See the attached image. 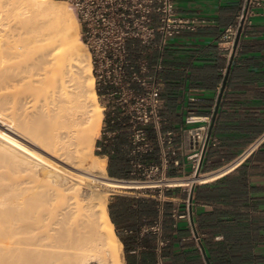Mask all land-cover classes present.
Instances as JSON below:
<instances>
[{
    "label": "crops",
    "instance_id": "1",
    "mask_svg": "<svg viewBox=\"0 0 264 264\" xmlns=\"http://www.w3.org/2000/svg\"><path fill=\"white\" fill-rule=\"evenodd\" d=\"M240 2L177 0V13L195 19L198 27L170 38L161 53L164 131L177 132L190 111L214 110L210 129L214 144L206 149L202 166L206 172L234 161L264 130V3L231 52L219 46ZM190 96L200 100L190 102ZM99 140L100 136L95 145ZM174 141L181 143L178 134ZM109 152L104 149L100 156H108L106 173L113 191L109 190L107 211L122 244L123 263L154 264V240L141 230L157 218L156 201L148 191L131 189L140 184L127 182L126 160L119 151ZM189 171L186 165L183 172ZM183 172L171 169L170 175L180 177ZM213 177L201 178L205 182L194 187L191 203L188 199L190 221L179 219L176 227L171 210H183L185 205L178 202L179 189L166 191L172 201L165 205L162 218L168 240L162 251L164 264H264V142L237 167ZM192 234L200 236L198 243Z\"/></svg>",
    "mask_w": 264,
    "mask_h": 264
},
{
    "label": "bare ground",
    "instance_id": "2",
    "mask_svg": "<svg viewBox=\"0 0 264 264\" xmlns=\"http://www.w3.org/2000/svg\"><path fill=\"white\" fill-rule=\"evenodd\" d=\"M18 87L27 88L14 98L20 107L16 111L21 112L19 123L0 117V135L21 146L14 147V142L0 137V160L16 164L23 160L26 163H21L28 165L30 160L43 165L54 173L56 181H62V186L48 180L45 182L49 184L39 185L40 180L38 187H28L24 175L21 179L25 178L23 184L28 186L0 190V218L10 215L20 221L33 219V224L27 220L29 225L16 227L19 238L25 235L27 241L21 239L14 251L1 252L0 264H124L122 244L107 211L106 163L92 154L102 111L90 57L77 35L76 17L65 1L0 0V94L6 92L3 96L8 98L7 90ZM27 144L52 159L45 158V164L27 152L29 157L22 158L21 147L33 151ZM198 181L205 182L201 178ZM22 199H29L27 205L34 199V206H27ZM22 203L31 208L29 213L24 212ZM52 212L56 214L53 222ZM48 220L47 233H41ZM1 224L3 232L10 230Z\"/></svg>",
    "mask_w": 264,
    "mask_h": 264
},
{
    "label": "built area",
    "instance_id": "3",
    "mask_svg": "<svg viewBox=\"0 0 264 264\" xmlns=\"http://www.w3.org/2000/svg\"><path fill=\"white\" fill-rule=\"evenodd\" d=\"M63 1L79 24L80 40L89 53L94 88L102 108L96 153L100 155L107 148L110 154L119 151L130 169L131 179L127 182L140 184L131 189L148 191L155 199L157 218L142 227L141 234L154 240V264H164L162 251L168 240L163 236L162 218L165 205L172 201L165 196L166 191L179 189L178 202L185 205L183 210H171L172 226L176 227L179 219L190 221L188 198L191 189L201 184L198 179L209 175L216 179L237 167L264 142V130L234 161L212 171L202 170L205 148L214 144L208 137L214 110L205 114L190 111L177 132L164 131L159 79L161 53L168 40L183 30H195L198 22L177 13V0ZM263 3L264 0H241L233 23L220 37L221 48L233 50L237 33L243 34L252 24ZM188 100L200 99L190 96ZM176 134L181 138L179 145L174 141ZM120 137L125 141L119 143ZM180 151L182 156L177 155ZM186 165L190 167L188 173L183 172ZM171 169L182 171V176H171ZM176 181H185V185L172 183ZM191 239L198 243L200 236L192 234Z\"/></svg>",
    "mask_w": 264,
    "mask_h": 264
},
{
    "label": "rangeland",
    "instance_id": "4",
    "mask_svg": "<svg viewBox=\"0 0 264 264\" xmlns=\"http://www.w3.org/2000/svg\"><path fill=\"white\" fill-rule=\"evenodd\" d=\"M59 1H63V0H59ZM70 8V7H69ZM70 10H71V8H70ZM72 11V10H71ZM73 12V11H72ZM74 13V12H73ZM75 15V14H74ZM76 17V16H75ZM77 20V19H76ZM77 35L79 36V38H80V35H79V24H78V22H77ZM84 44V43H83ZM86 48V47H85ZM27 88L25 87H18V88H14V89H12V88H10L9 90H7L8 92V98L5 96H3V95H5V93H3L2 91V93L0 94L1 96H3V98L5 99V100H3V98H2V101H1V103H0V105L2 106H0V114H1V111L3 112V113H5L6 115L5 116H3V115H0V117H4V119H9V118H15V116H16V118L14 119V121L12 120L11 121V119H9L10 120V123H14L15 124V122L16 123H19V122H17V116H19L20 114L19 113H21V112H18L17 113V109L19 108V110H20V107L18 106V104L16 103L15 104V97L16 96H20L25 90H26ZM12 90L13 91H15V92H12ZM13 93V94H12ZM15 93V94H14ZM17 93V94H16ZM7 95V94H6ZM14 96V97H13ZM12 99H13V101H12ZM6 100H8L7 102H6ZM7 103H5V102ZM10 101V102H9ZM12 101V102H11ZM99 102V101H98ZM3 103V104H2ZM5 103V104H4ZM14 104V105H13ZM15 105H17V106H15ZM14 107H15V109H14ZM101 107V106H100ZM7 110V111H6ZM17 110V111H16ZM9 111V112H8ZM101 111H102V108H101ZM7 112V113H6ZM2 113V114H3ZM15 114V115H14ZM7 116V117H6ZM19 118V117H18ZM9 120H6L5 122H7V121H9ZM9 123V122H8ZM101 124H102V118H101V122H100V127H99V132H98V135H97V138L100 136V131H101ZM0 137H2V138H4V139H6V140H9V138H5L4 137V135H0ZM97 138L95 139V142H96V140H97ZM3 139V140H4ZM11 143H13V145H14V147H15V145H17V146H21L19 143H17V142H15V141H11V139L9 140ZM19 144V145H18ZM33 151H31V150H28V149H26V147L24 148V146L23 147H21L22 148V150L24 151V153L22 154L21 152H19L20 154H21V156H22V158L23 157H29L27 154H29V155H31V157L33 156V157H36L37 159H39V160H41L43 163H45V164H48L47 163V160L45 159V158H47V159H52L48 154L46 155V153L45 152H43L42 150H38V148H36V147H33V146H31V145H29V144H27ZM94 147H93V150H92V154H95L96 156H99V157H101V158H103L102 156H100L99 154H97L96 153V150H95V147H96V145H95V143H94V145H93ZM35 151H37V152H35ZM1 152H2V147H0V154H1ZM27 152V154H25ZM33 152V153H32ZM38 153V154H37ZM37 154V155H36ZM89 154H90V152H89ZM25 155V156H24ZM40 157H39V156ZM42 156H43V158H42ZM26 157H25V159H26ZM28 159L29 158H27V160L26 161H28ZM104 159V158H103ZM46 160V161H45ZM105 160V163H106V167H107V161H106V159H104ZM7 162V163H6ZM20 162V161H19ZM19 162H17V164H16V162H12L11 160H4V159H2V160H0V179H2L1 180V182H3V184L2 183H0V188H2V189H0V190H3L4 189V191L5 190H7V188H9V190H16L17 188H21V187H26V186H28V185H30V186H28V187H38V182H39V185H41V184H43L44 182H45V180H48V182L50 181V183H54L55 185L56 184H58L59 186H60V184H61V182L62 181H56L57 179L56 178H53V175H54V173H51L50 174V170H46V169H43L44 168V166L42 167V166H40L38 163L36 164L35 162H32V161H28V162H31V163H29V165L28 164H22V163H24L23 162V160L19 163ZM14 165H13V164ZM26 163V162H25ZM35 163V164H34ZM16 164V165H15ZM30 164H31V167H30ZM23 165H24V167H27V169L26 168H24L23 169ZM27 165V166H26ZM32 165H34V166H32ZM36 165H37V167H36ZM22 166V167H21ZM29 166V167H28ZM17 167V168H16ZM21 168V169H20ZM17 169V170H16ZM18 169H20L22 172H19L20 170H18ZM23 169V170H22ZM26 169V171H24ZM29 169H31V170H29ZM28 170V171H27ZM43 170V171H42ZM44 170L47 172H45L44 173ZM48 171H50V172H48ZM24 172H25V174H24ZM39 173V175L41 176L42 175V177L40 178L39 177V175H37L38 173ZM49 173V174H48ZM6 174V175H5ZM22 176H21V175ZM27 174H28V176H30V177H28L27 176ZM44 174V175H43ZM49 176H52V177H48V175ZM24 175H26V177L24 176ZM33 176V177H32ZM38 176V177H37ZM21 177H25L24 179H25V181L26 182H29V183H31V184H29V183H27L28 185H25L24 186V179H21ZM40 178V179H39ZM5 179L7 180V181H5ZM43 179V180H42ZM55 179V180H54ZM24 182H23V181ZM27 180H30V181H27ZM9 181V182H8ZM52 181H54V182H52ZM56 181V182H55ZM46 183V182H45ZM44 183V184H45ZM36 184H37V186H36ZM46 184H49V183H46ZM11 185V186H10ZM9 186V187H8ZM53 186V184L51 185L50 184V188ZM61 186H62V184H61ZM56 187V186H55ZM109 188H110V185H109ZM109 190H110V193H112V191H113V189H108V194L110 195V193H109ZM0 192H3V191H0ZM109 195L107 196V201H108V198H109ZM1 197V196H0ZM23 200V202L25 203L26 201H29V199L27 200V199H22ZM25 200V201H24ZM30 201H31V199H30ZM41 202V201H40ZM28 204H30V203H33L34 204V199H32V201L31 202H27ZM46 203V202H45ZM26 204V203H25ZM33 204H30V205H27V206H31V205H33ZM44 204V203H43ZM42 204V205H43ZM44 205H46V204H44ZM22 206L23 207H25V209L22 207V209L24 210V212H27L28 211V213L30 212V210H31V208H30V210H28L29 208L27 207V206H25L23 203H22ZM34 206V205H33ZM33 206H32V208H33ZM48 207H49V205H47ZM27 207V208H26ZM42 207H44V206H42ZM41 207V208H42ZM49 208H52L51 206L49 207ZM52 213H53V215H52ZM51 213V215L53 216L52 218H50V219H53L54 217L56 218V214H54V212H52ZM30 215H31V213H30ZM33 215V214H32ZM32 215H31V217H32ZM55 215V216H54ZM28 218V217H27ZM30 218V217H29ZM24 219V220H22V221H20L19 220V218H18V220H17V218H15V217H12V216H10V215H8V216H4V219H2V218H0V258H1V252H5V253H7V251L9 252V251H14V249H17V247L19 246V241L22 239H24V241H27V237L24 235V237L23 238H19V235H18V231H17V228H18V226L20 227V224L22 225V223H23V225H24V223H25V225L24 226H26V225H29V223H32L33 222V219ZM5 222H4V221ZM29 221V223H28V221ZM55 219H53V220H51L52 222L54 221ZM31 221V222H30ZM51 221H50V223H51ZM9 222V223H8ZM1 223H5L6 224V226H8V229L10 228V230H8L6 233L5 232H3V226H2V224ZM48 223H49V220H48ZM48 223H43L44 225H42V227H41V229H40V232L42 233V232H46L47 233V231H48V227H49V225H50V223L48 224ZM33 224V223H32ZM2 226V227H1ZM15 227V229H14V227ZM17 227V228H16ZM46 227V228H45ZM12 228V229H11ZM17 232V233H16ZM4 233V234H3ZM14 236V237H13ZM18 241V242H17ZM17 243H19L18 245H17ZM26 243V242H25ZM25 243H24V245H25ZM12 246V247H11ZM11 247V248H10ZM13 247H14V249H13ZM5 248H8V249H5ZM4 249V250H3ZM8 259H10V258H8ZM6 261H8V260H6ZM10 262V261H9ZM11 263H13V261H11Z\"/></svg>",
    "mask_w": 264,
    "mask_h": 264
},
{
    "label": "water",
    "instance_id": "5",
    "mask_svg": "<svg viewBox=\"0 0 264 264\" xmlns=\"http://www.w3.org/2000/svg\"><path fill=\"white\" fill-rule=\"evenodd\" d=\"M239 37H240V31L237 33V36H236V38H235V41H234V48L236 47V44H237V42H238V39H239ZM210 136V132H209V135H208V137ZM207 143H208V139H207V141H206V145H207ZM205 150H206V148H205ZM204 155L205 154H203V158H204ZM111 180H113V181H115V182H122V181H117L116 179H113V178H110ZM193 189H194V187L191 189V192H190V195H189V202L191 203V201H192V193H193Z\"/></svg>",
    "mask_w": 264,
    "mask_h": 264
},
{
    "label": "trees",
    "instance_id": "6",
    "mask_svg": "<svg viewBox=\"0 0 264 264\" xmlns=\"http://www.w3.org/2000/svg\"><path fill=\"white\" fill-rule=\"evenodd\" d=\"M97 154H98V153H97ZM108 172H109V174H112V173H113V171L110 170V169H108ZM130 179H131V176H130Z\"/></svg>",
    "mask_w": 264,
    "mask_h": 264
}]
</instances>
